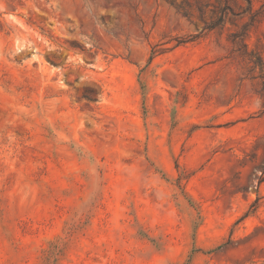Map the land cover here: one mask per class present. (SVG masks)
<instances>
[{"label": "rangeland", "instance_id": "rangeland-1", "mask_svg": "<svg viewBox=\"0 0 264 264\" xmlns=\"http://www.w3.org/2000/svg\"><path fill=\"white\" fill-rule=\"evenodd\" d=\"M252 1L0 0V264H264Z\"/></svg>", "mask_w": 264, "mask_h": 264}, {"label": "trees", "instance_id": "trees-1", "mask_svg": "<svg viewBox=\"0 0 264 264\" xmlns=\"http://www.w3.org/2000/svg\"><path fill=\"white\" fill-rule=\"evenodd\" d=\"M243 1L246 2L244 6ZM170 3L179 11L183 16L189 17L196 12L198 20L203 24L201 34L206 31H211L214 29H219L223 26L225 19L228 15L231 17H240L245 13H248L250 22L255 21V17L261 12L254 9L252 0H214V4L209 8L208 2H200V0H195L194 3L190 0H170ZM217 3V4H215ZM208 8L209 16L204 19L205 10ZM195 34L190 36L188 40H193L201 36V34ZM243 32H236L232 34V41L240 38ZM259 63L253 61V67L257 66Z\"/></svg>", "mask_w": 264, "mask_h": 264}]
</instances>
